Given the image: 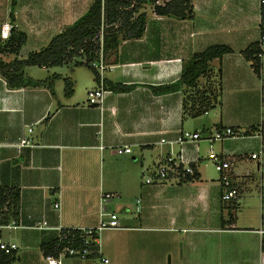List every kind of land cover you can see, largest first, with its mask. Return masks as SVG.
I'll return each instance as SVG.
<instances>
[{"label": "crops", "instance_id": "1", "mask_svg": "<svg viewBox=\"0 0 264 264\" xmlns=\"http://www.w3.org/2000/svg\"><path fill=\"white\" fill-rule=\"evenodd\" d=\"M92 1L17 0L12 10L10 0H0V26L12 25L14 47L0 53V61L24 59L44 47ZM192 11V17L181 19L156 14L151 4L138 9L146 17L142 35L123 38L118 32V45L105 54L109 68L103 76L106 91L100 107L87 105V91L99 85L87 66L63 64L59 67H73L65 76L51 71L57 66L41 67L47 72L42 78L25 75L34 67L26 66L25 79L45 82L17 89L0 75V185L17 187L20 198L18 227L0 230L1 242L16 245L12 264H45L41 245L56 238V227H96L102 193L121 198L103 204L108 212L115 215L113 207L121 205L138 213L120 219L115 215L121 229L184 233L173 236L172 247L164 248L158 264H264V53L260 79L241 55L258 40V0H192ZM20 32L26 40L15 50ZM213 44L232 48L210 62V78L216 74L220 82L219 103L212 111L184 117V86L164 94L152 92L151 86L177 81L183 61ZM78 67L88 72L79 73ZM65 79L71 83L69 96L63 91ZM197 82L204 84L205 79ZM110 84L133 87L114 91ZM189 123L191 129L186 128ZM225 127L236 135L209 144L206 137ZM182 129L200 134L197 149L191 144L159 143L161 138L173 140ZM23 137L30 144H19ZM123 146L131 152L117 154L116 148ZM182 148L188 157L199 158L195 177L143 184L142 166L154 165ZM259 150L261 161L252 159L251 153ZM210 151L229 156L233 177L240 183L241 192L231 204L220 199L219 177L207 175L201 165L209 161ZM131 198L140 200L138 211ZM43 221L47 228H36ZM141 222L157 225L134 227ZM97 242L109 264L154 260L148 253L138 254L139 240L117 242L113 252L101 247L99 236ZM236 247L241 253L230 255ZM61 264L89 262L66 257Z\"/></svg>", "mask_w": 264, "mask_h": 264}, {"label": "trees", "instance_id": "2", "mask_svg": "<svg viewBox=\"0 0 264 264\" xmlns=\"http://www.w3.org/2000/svg\"><path fill=\"white\" fill-rule=\"evenodd\" d=\"M134 5L131 7V2ZM156 0H93L88 9L71 25L67 26L59 33L53 35L47 44L28 54L24 59H13L5 63L0 61V75L12 89L22 88L26 85H41L45 82L28 80L24 77V67H53L70 63L74 66H87L77 60L78 57L86 56L87 59H95V50L97 44L93 38L103 27V54L109 49L118 45V32H121L123 38H138L142 35L146 17L144 13H138V9L145 4L153 5L156 14L173 16L176 18L192 17V0H171L163 6L154 5ZM17 0H10V6L13 10ZM103 4V14H102ZM137 14V15H136ZM13 21V15H11ZM12 30V29H11ZM11 33V32H10ZM26 40V35L20 32L16 39L15 50H18ZM6 43H0V53L12 52L14 47L10 43V36ZM232 48L224 44H213L206 47L201 52L194 53L190 58L182 63L181 75L179 79L170 84L151 86L152 92L156 94L170 93L180 90L182 86L186 91L182 99V112L184 117H197L213 109L219 103L220 82L217 78L215 83L210 78V62L213 59H221L225 54L231 53ZM264 53L260 50L258 43L250 44L241 51V55L250 64L256 77H261V56ZM106 59V57H105ZM94 71L96 81H98L97 72ZM220 74V69L217 75ZM203 77L205 83L199 85L198 78ZM64 93L71 95V83L68 79L64 80ZM216 89L214 90L215 86ZM49 87V86H48ZM109 89L114 91H126L133 85L110 84ZM51 89V87H50ZM235 132V131H234ZM194 174L193 177H195ZM19 189L17 187L0 185V225H6L10 221L17 223L19 217ZM78 230H71L68 238L79 236ZM98 237V236H96ZM67 244L66 240L58 241L56 238L41 245L44 255H57L61 248ZM74 247H83V241L73 242ZM97 256V246L92 247L89 257ZM15 253L11 251L5 253L0 250V264H12Z\"/></svg>", "mask_w": 264, "mask_h": 264}, {"label": "built area", "instance_id": "3", "mask_svg": "<svg viewBox=\"0 0 264 264\" xmlns=\"http://www.w3.org/2000/svg\"><path fill=\"white\" fill-rule=\"evenodd\" d=\"M171 0H156L154 5L163 6L166 2ZM134 2L132 1L130 6L132 7ZM102 14H103V4H102ZM12 25L9 22H5L0 26V40L5 41L9 38ZM103 27H101L98 33L94 36L93 40L97 44V49L95 50V59H87L86 56L78 57L77 60L82 64L88 65L96 70L98 76L99 85L91 88L87 91V105L100 107L103 99L104 92L106 91L103 85L104 72L109 68L106 63L105 56L103 54ZM258 46L260 50L264 51V0H258ZM259 56H262L260 53ZM28 130H31L28 128ZM235 132L231 127H225L223 129L216 130L212 135L207 136L206 140L209 144L215 141H221L226 138L235 136ZM201 139V136L197 132L189 130H179L176 137L173 140H167L161 138L160 144H169L173 146L174 144L185 146L191 144L198 148L197 143ZM19 144H30V141L23 137L20 138ZM115 152L117 154L130 153L131 148L128 146H123L116 148ZM261 150L258 152L251 153L250 157L252 159H258L261 161ZM198 157H188L184 153V149H180L179 152L173 153L170 151L167 153L159 162L150 167L142 166V180L145 185H159L168 180H185L189 177L194 176L195 164L198 162ZM208 160L214 165L215 170L219 173V185H220V199L224 204H231L237 200L241 192L240 183L233 177L231 162L229 161V156H220L212 151L208 154ZM260 163V162H258ZM120 201L121 198L114 193H102L100 196L101 210L99 213V222L96 227H74V228H62L56 227V239L60 242L63 240L67 241L57 255H45V264H61L62 260L66 257H74L81 261H88L89 264H109L108 258L102 256L99 253V246L97 242L98 232L103 229H118L121 228L119 222L115 218L113 212H108L104 210L103 204L108 201ZM123 202H130L124 201ZM136 205V210H139L140 200L137 198L134 200ZM57 204H55L56 206ZM17 223L10 221L6 225H0V230L3 228L15 229L17 228ZM36 228L45 229L47 228L46 222L43 221L39 223ZM71 230H78L80 232L79 236H73L68 238ZM77 240L83 241V247H74L73 242ZM97 246V256L95 258L89 257L92 252V247ZM16 249V245L13 243L6 244L0 241V250L5 253H9Z\"/></svg>", "mask_w": 264, "mask_h": 264}, {"label": "rangeland", "instance_id": "4", "mask_svg": "<svg viewBox=\"0 0 264 264\" xmlns=\"http://www.w3.org/2000/svg\"><path fill=\"white\" fill-rule=\"evenodd\" d=\"M73 69V67H67V66H62V67H54L51 68V71H56V72H60L61 75L65 76L67 73H69L71 70ZM76 70H78V72H84L86 73L87 69L83 68V67H78ZM88 72V71H87ZM31 76V77H39L42 78L44 76H47V72L44 69H41V67H31L28 68L27 70H25V75ZM61 79V76L59 77ZM214 81L215 83L217 82V78H216V74L214 75ZM59 79V80H60ZM58 80V79H57ZM62 81V79H61ZM59 81V82H61ZM62 85V84H61ZM215 88L214 90L217 91L216 87L217 85H214ZM71 87V85H70ZM64 84H63V91H64ZM212 111V110H211ZM194 120V119H191ZM193 122V121H192ZM192 123H189V126L186 127L188 129H191ZM214 151V150H213ZM203 163L201 164L203 166V169L205 171V173L207 175H213L214 177L217 176L219 177V173L215 170L214 165L206 160L202 161ZM151 165H145L144 167H150ZM140 172H142V169L140 170ZM143 173V172H142ZM142 176V174H141ZM256 179V178H255ZM134 200V198H131ZM136 199V198H135ZM262 199V198H261ZM261 199H260V194H259V204L261 205ZM133 203V202H131ZM133 205V204H131ZM125 206H121V205H116L115 207H113V210L115 212V215L117 218H123V217H127V216H135L137 217V212H135L134 210H132L131 212L126 211ZM104 210H105V206H103ZM106 211H109V209H106ZM127 212V213H126ZM122 225H126L124 223L121 222ZM152 225H157V223L155 224H150V223H135L134 227H152ZM13 230V229H11ZM167 230V231H166ZM9 231V230H8ZM8 231L3 230V233L6 234ZM186 231V230H184ZM11 232V231H9ZM12 233V232H11ZM181 234V236H183L181 233L179 232V230H169V229H162V230H157V229H151V228H142V229H103L100 232H98V236H99V241L101 244V247H104L105 249L110 250L111 252H113L114 248L117 246L115 245V243L119 242V243H123L126 242L127 240H139L142 243L139 245V247L137 249H139L138 254H140L142 256V254L148 253L152 259H142L140 258L139 260H131L130 262H126L125 264H158V259L164 255V248L165 247H172V238L173 236H176L178 238V236ZM115 246V247H114ZM176 248V246L174 247ZM237 249H232L231 251H229L230 255H236V254H240L241 250L240 247H236ZM106 254V253H104ZM107 255V254H106ZM109 257V255H107ZM236 256H229V260L230 259H234ZM155 258H157L156 262H155ZM169 262V255H166V263ZM124 264V263H123Z\"/></svg>", "mask_w": 264, "mask_h": 264}]
</instances>
